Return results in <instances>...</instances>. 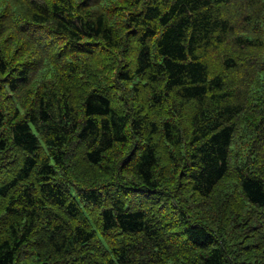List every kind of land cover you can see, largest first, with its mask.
<instances>
[{"label":"trees","instance_id":"16d2710c","mask_svg":"<svg viewBox=\"0 0 264 264\" xmlns=\"http://www.w3.org/2000/svg\"><path fill=\"white\" fill-rule=\"evenodd\" d=\"M4 93L0 264H264V0H0Z\"/></svg>","mask_w":264,"mask_h":264},{"label":"rangeland","instance_id":"374dc122","mask_svg":"<svg viewBox=\"0 0 264 264\" xmlns=\"http://www.w3.org/2000/svg\"><path fill=\"white\" fill-rule=\"evenodd\" d=\"M27 98H25L22 102H26ZM0 103L1 105L5 107H11L12 102L9 98V95L6 93L2 94L0 97ZM259 159H261L264 162V141L262 142V147L260 145L259 149ZM164 157V162L166 166H170V161L167 156V153L164 151L162 153ZM14 163L13 157H11L8 153H6L2 159L0 160V178L8 176L12 171V165ZM3 165H6L4 168ZM171 167V166H170ZM80 169V168H79ZM11 170V171H10ZM100 170V169H99ZM80 175L87 177L90 179V181H95L93 178L98 179V170L97 169H91L90 167L84 168L82 171L79 172ZM104 174V173H103ZM103 174L100 173V176H103ZM172 174V171H170V175ZM169 175V176H170ZM129 177H132V175L129 174ZM234 185L225 184L214 192V195L211 199H200V198H192L189 199V204L191 206V210H193L192 216L195 217V219L204 222L208 225H210L213 228H218L220 225L223 224L222 228H226L228 232H239L241 236H244L245 232L247 234L255 235L256 238H247L250 240V243H254L260 241H264V233L261 231V226H256V232L248 231L247 224H239L237 221H241L240 216L244 214L246 219L251 220V216H249V212H247V207L244 206V204L239 200V194L240 192L237 191L235 193L233 190ZM168 187H171V184H168ZM174 189V186L172 187V190ZM189 197V196H188ZM2 200L0 199V209H1ZM168 204V203H167ZM188 204V203H187ZM185 208L190 212V209H188L187 205H184ZM234 219L235 222L233 221ZM244 222V220H243ZM249 222V221H248ZM219 230V229H218Z\"/></svg>","mask_w":264,"mask_h":264}]
</instances>
